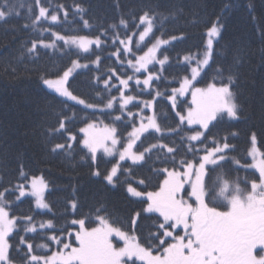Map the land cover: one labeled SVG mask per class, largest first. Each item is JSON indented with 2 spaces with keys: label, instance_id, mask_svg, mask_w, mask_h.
Instances as JSON below:
<instances>
[{
  "label": "snow or ice",
  "instance_id": "snow-or-ice-1",
  "mask_svg": "<svg viewBox=\"0 0 264 264\" xmlns=\"http://www.w3.org/2000/svg\"><path fill=\"white\" fill-rule=\"evenodd\" d=\"M35 5L39 14L32 20L33 27L42 20L58 22V15L55 12L49 15L50 9L43 7L41 0H35ZM57 9L64 11L67 17L64 5H57ZM74 9L76 13L84 11L79 4H74ZM13 12L15 8L11 0H0V21ZM83 24L87 28L88 20H83ZM111 27L115 30L111 36L108 29H104L95 37L65 36L52 32L55 38L52 42L41 40L40 44L45 48H57V41H63L60 51L76 56L71 65L58 72L54 79L44 76L41 79L58 96L82 105L83 109L92 110V115L100 113L111 118V124L104 125L102 135L94 132L98 127L96 121H89L79 129L82 138L78 142L82 151L86 150L81 159L85 162L90 160L93 177H102L112 188L124 186L128 196L138 198L145 205L142 213L158 214L154 218L155 231L149 232L147 245H144L135 235L141 212L131 217L133 234L130 235L123 227L115 226L116 222L110 219L106 207L100 204L90 209L83 218L72 219L60 228L53 220L40 221L38 227L43 230L45 242L38 245L28 243V239H35L27 237L28 233L39 235L35 217L12 215L13 202L8 197L18 190L17 200L27 194L34 197L36 209L51 211L44 195L48 184L42 176H33L27 184L0 190V264H16L13 251L17 256L23 253L20 256L22 264H137V261L141 264H264V152L257 147V138L253 133L247 153L253 163L240 165L238 159L229 156V152L235 150L229 137L210 135L214 122L240 118L241 107L233 91L237 79L229 72L227 82L222 80L217 85L213 80L207 88L195 87L197 77L213 58V42L220 36L222 28L219 19L207 28L202 51L190 52L177 60L185 74L174 77L167 84L164 73L167 71L165 66L170 65V57L164 55L167 49L162 46L169 45L170 40L155 35V13L145 11L138 21L135 18L132 21L121 19L119 25ZM153 38L154 42L147 47V51L138 55ZM109 39L110 44L107 43ZM175 39L171 37V40ZM106 48H115L107 58L115 56L116 60L104 73L94 77L91 82L95 91L94 102H89L73 94L71 79L75 78L74 73L79 75L77 69L91 71L90 64L96 65L99 72L104 60L97 50L102 53ZM36 49L34 41L27 52L32 54ZM73 49L77 51L73 52ZM158 52L162 58L157 56ZM92 56L96 59L91 60ZM82 59L89 63H81ZM156 65L160 68L157 69ZM217 71L219 74L222 70ZM101 82L103 87H100ZM130 82H134L135 88ZM171 83L179 86L169 87ZM161 85H164L163 90ZM187 93L191 94L192 101L185 113L178 110L179 98ZM145 96L151 99H141ZM162 100H167L171 104V112L175 113L172 117L176 122L174 128L171 125L162 126L159 122L161 117L156 108ZM168 118L169 113H165L163 119ZM70 120V117L61 115L59 126L49 129V134L69 131L67 124ZM236 135L231 133L233 137ZM174 136H179V143L173 140L172 146H169L164 142ZM77 139L75 135L68 136L69 141ZM150 139L155 142L144 146L145 141ZM72 148L71 143H57L52 152ZM99 152L112 158L106 161L112 165L111 168L103 172L100 170L102 158ZM181 152L183 155L177 160ZM153 155L161 163L171 162L172 167H154V175H162L163 180L157 191L144 192L141 186H147L146 180L134 179V173ZM189 155L192 159L187 158ZM229 159L241 167L255 168L258 178L254 173L251 179L245 177V187L242 188L239 178L231 181L221 171L210 187L208 180L211 173L223 169ZM129 161L130 164L127 163ZM21 176L28 180L23 172ZM216 201H222V204L218 205ZM70 206L73 214L78 215V203L70 201ZM220 207L224 210H219ZM20 230L25 235L21 236ZM15 236H20L18 244L12 242ZM121 241L123 246H119ZM52 245L56 246V250H52Z\"/></svg>",
  "mask_w": 264,
  "mask_h": 264
},
{
  "label": "trees",
  "instance_id": "trees-1",
  "mask_svg": "<svg viewBox=\"0 0 264 264\" xmlns=\"http://www.w3.org/2000/svg\"><path fill=\"white\" fill-rule=\"evenodd\" d=\"M11 3L15 12L0 21V190L15 188L18 184H27L33 176H42L48 184L45 200L51 209L38 211L31 197L17 200L18 193L15 191L8 197L13 202L12 215H34L37 228L40 221L47 220H53L56 227L60 228L72 219L83 218L90 209L103 204L110 219L116 222L115 226L123 227V230L133 234L131 217L137 212L142 213L145 207L138 198L128 196L124 186L112 188L106 185L102 177H93L89 167L90 160L85 162L81 159L86 150L82 151L78 142L82 138L79 129L89 121L111 124V118L100 113L92 115V110L83 109V106L65 100L43 84L42 76L54 79L58 72L71 65L72 59H76L75 55L70 56L60 51L63 41H57V48H45L40 44L41 40L44 43L52 42L55 39L52 32L65 36L95 37L102 30L108 29L111 36L115 31L111 26L119 25L121 19L132 21L135 18L138 21L145 11L155 13V35L165 40L176 37L169 45L163 46L167 49L164 55L170 57V65L165 66L167 71L164 73L167 84L174 77L185 74L183 66L178 65L177 60L190 52L202 51L207 28L219 19L222 28L213 45V58L195 86L207 87L213 80L217 85L222 80L227 82V76L232 72L237 79L233 91L237 94L241 112L238 120L230 121L225 118L218 123L214 122L215 127L210 135L228 136L229 142L235 147L234 151L229 152V156L238 159L240 165L251 163L247 153L253 133L257 138V147L264 152V0H41V5L50 9L49 15L55 12L60 21L51 23L42 20L36 27L32 26V20L39 14L35 0H11ZM74 4H79L84 11L76 13ZM57 5L65 6L68 12L66 18L64 11L58 10ZM83 20H88L87 28ZM121 35L123 36V32ZM34 41L37 49L29 54L27 49ZM153 42L154 38L137 54L141 55ZM107 43L110 44L111 40ZM92 47L95 48L94 45ZM75 51L77 50L73 49ZM97 51L104 60L99 72L96 65L90 64L91 71L77 69L79 75L74 73L75 78H70V90L73 94L89 102H94L95 91L91 83L94 77L104 73L116 60L115 56L107 58L115 48H106L102 53ZM158 57L162 58L159 52ZM95 59L96 56L91 57V60ZM80 62L89 63L83 59ZM156 68L159 69L160 66L156 65ZM218 69L222 70L219 74ZM130 84L135 88L134 82ZM178 86L177 83L169 84V87ZM100 87H103L102 82ZM160 87L163 90L164 85ZM141 99L151 97L145 96ZM65 104L68 106L65 107ZM190 106L188 96L179 99L178 110L186 113ZM156 111L160 114L159 122L162 126H176V122L172 120L175 113L171 112V104L167 100H162ZM165 113H169L168 119H163ZM146 114L150 115L149 112ZM61 115L71 118L67 124L69 131L49 134V129L59 126ZM233 132L237 133L235 137L231 136ZM69 135H75L78 139L69 141ZM179 139V136H174L164 142L172 146V141L179 143ZM151 142L155 141L146 140L144 146ZM57 143H71L73 148L54 153L52 148ZM182 155L183 152L177 155V160ZM99 156L102 158L100 170L103 172L111 168L112 165L106 161L112 158H106L102 154ZM187 158L192 159L191 155ZM240 165L229 159L224 163L223 169L211 173L209 186H212L221 171L231 181L239 178L242 188L245 187V177L251 179L254 173L258 178L257 173ZM154 167L171 168L172 164L161 163L153 155L143 167L136 168L134 179L143 178L147 182L146 187L141 186L144 192L157 191L163 180L162 175H154ZM21 172L27 176V181L22 178ZM123 179L121 176V180ZM73 200L78 203V215L73 214L70 206V201ZM215 203L219 205L222 201ZM219 210L224 208L220 207ZM149 216L153 218L150 219ZM155 216L142 213L139 218L135 235L144 245H147L149 232L155 231ZM37 231L39 235L27 234V237H35L28 239V243L38 245L45 242L43 230ZM20 235L25 233L20 230ZM19 239L20 236H15L12 242L18 244ZM23 247L26 251V245ZM12 255L16 264H22L20 256L23 253L17 256L13 251Z\"/></svg>",
  "mask_w": 264,
  "mask_h": 264
},
{
  "label": "rangeland",
  "instance_id": "rangeland-1",
  "mask_svg": "<svg viewBox=\"0 0 264 264\" xmlns=\"http://www.w3.org/2000/svg\"><path fill=\"white\" fill-rule=\"evenodd\" d=\"M49 22H51L50 21V19L48 20ZM58 21H60L59 20V18H58ZM51 23H53V22H51ZM56 23V22H55ZM206 39H207V37H206ZM218 39V38H217ZM216 39V40H217ZM216 40H214V42H213V45H214V43H215V41ZM171 41V40H170ZM163 47V46H162ZM147 51V50H146ZM145 51V52H146ZM144 54V52L141 54V55H143ZM157 56H158V53H157ZM210 62V61H209ZM207 68V66L205 67V69ZM201 74H202V72H201ZM201 76V75H200ZM200 76L199 77H197V81L199 80V78H200ZM196 83V82H195ZM46 86V85H45ZM47 87V86H46ZM195 87H197V86H195ZM199 88H207V87H199ZM49 89V88H48ZM49 90H51V89H49ZM53 91V90H52ZM58 95V94H57ZM186 96H188L189 97V101H190V105H191V101H192V96H191V94L190 93H187L185 96H183V97H180L179 99H181V98H184V97H186ZM63 98V97H62ZM65 100H66V98H64ZM70 102H73V101H70ZM73 103H75V102H73ZM76 104V103H75ZM82 106V105H81ZM151 114V113H150ZM227 119V118H226ZM230 121H235V120H230ZM103 128H104V125L103 124H98V127L94 130V132H95V134H98V135H102L103 134ZM100 154H102L103 155V153L102 152H99L98 153V155H100ZM106 158H111V157H106ZM249 158H250V160H251V163L250 164H252L253 163V159H252V157H250L249 156ZM258 160L260 159L259 157L257 158ZM130 162V161H129ZM248 170H251V171H254L255 173H257L258 175H259V173L256 171V169L255 168H247ZM30 189H26V191H29ZM46 191H47V189H46ZM45 191V192H46ZM17 193H18V196H19V191L17 190ZM44 195H45V193H44ZM25 197H31L32 199H33V201H34V206H35V200H34V197H32V196H30V195H25L24 197H21L20 199H22V198H25ZM194 202V201H193ZM36 210H38V211H41V212H43V211H48L47 209H36ZM151 215H158V214H151ZM78 227V226H77ZM39 229V227L37 228V230ZM40 230V229H39ZM181 234H183V230L181 229ZM131 235V234H130ZM113 239H115V238H113ZM119 246H123V242L121 241L120 243H119ZM54 250H56V246L54 245ZM53 250V251H54ZM51 254V253H50ZM49 254V255H50ZM137 264H141V262L140 261H137Z\"/></svg>",
  "mask_w": 264,
  "mask_h": 264
}]
</instances>
